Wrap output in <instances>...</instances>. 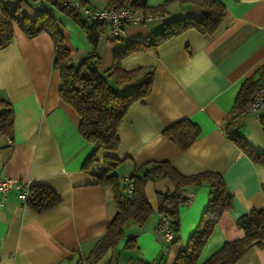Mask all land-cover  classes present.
<instances>
[{
    "label": "crops",
    "instance_id": "0c3cea01",
    "mask_svg": "<svg viewBox=\"0 0 264 264\" xmlns=\"http://www.w3.org/2000/svg\"><path fill=\"white\" fill-rule=\"evenodd\" d=\"M78 1L99 10L114 0ZM164 1L146 0V5L155 7ZM219 1L225 13L212 35L189 29L121 60L125 71H151L152 87L146 99L127 111L117 132L118 149L109 153L121 160L112 174L123 180L146 162H168L184 176L202 172L222 176L231 206L206 240L197 264L223 243L243 236L236 226L240 216L264 209V167L252 162L226 134L233 122V130L252 150L264 152V127L258 116L244 113L232 118L241 85L253 75L256 78L264 63V0ZM5 2L13 6L19 0ZM20 9L31 20L43 11L54 17L74 67L91 52L84 32L49 4L21 0ZM200 15L189 2L175 1L163 14L125 26L119 36L105 30L96 49L99 71H108L115 54L149 39L163 24ZM110 84L124 94L136 83L119 86L110 80ZM59 89L51 37L41 33L29 38L14 27L10 44L0 51V99L13 110L12 140L0 136V180L45 184L59 200L37 213L22 205L16 187L0 192V264H68V257L73 258L69 264H74L105 234L116 212L111 190L96 185L95 178L82 170L94 147L78 134L79 119L62 102ZM181 120L199 129L197 139L184 152L162 134ZM105 154L98 151L96 157L101 161ZM173 190L167 178L148 181L144 194L152 213L140 227L126 224L123 238L94 264H174L207 207L210 188L201 184L182 190L187 203L179 209L175 244L166 243L155 231L160 216L157 194ZM234 264H264V246H252Z\"/></svg>",
    "mask_w": 264,
    "mask_h": 264
},
{
    "label": "trees",
    "instance_id": "16d2710c",
    "mask_svg": "<svg viewBox=\"0 0 264 264\" xmlns=\"http://www.w3.org/2000/svg\"><path fill=\"white\" fill-rule=\"evenodd\" d=\"M23 1V0H22ZM29 2L47 3L58 12L70 18L85 34L91 52L84 61L74 67L64 39L54 17L43 11L35 19L24 16L20 2L9 6L0 2V51L6 48L13 37L14 27H17L27 37L33 38L41 33H47L53 41V68L59 72V97L63 103L70 106L76 113L78 134L94 147L93 154L86 159L82 170L96 180V185L109 188L115 204L116 212L107 224L105 234L99 238L89 253L83 258L77 257L74 264H94L100 257L123 238L126 224L142 226L152 213L145 194L144 186L148 181L167 178L174 184L171 193L157 194V213L168 218L170 229L174 234L172 244L179 241V209L187 203L182 196L186 187L207 184L210 188V198L200 221L189 237L186 245L178 252L174 264H197L200 251L208 237L212 234L221 215L231 206V195L226 189L221 175L214 172H202L190 176L179 174L168 162H146L135 167L125 180L112 174L121 160L109 153L115 152L119 146L118 129L129 108L136 102H142L151 92L152 72L142 69L125 71L121 68V60L132 53L154 49L163 41L177 36L186 30L193 29L200 35H212L219 27L225 7L219 0H165L163 3L149 7L146 0H114L109 1L108 8L118 10L129 7L134 12L146 17L163 14L168 4L189 2L200 10L198 19L183 18L169 21L160 31L143 42H133L115 54L113 64L104 73L98 69L96 49L102 33L104 22L86 16L77 11L76 7L65 3V0H26ZM78 1V0H77ZM80 6H85L78 1ZM254 76V75H253ZM250 77L244 81L233 103V117L244 114L246 105L250 102L255 90L264 83V63H262L256 78ZM110 80L119 86L135 82V86L124 94L118 93L110 84ZM0 136H13V110L9 103L0 99ZM264 127V115L258 117ZM233 122L228 124L226 134L252 162L264 167V152L252 150L245 140L233 130ZM162 134L182 152L186 151L197 139L199 129L181 120L163 130ZM98 151L106 154L99 161ZM131 190L126 194L127 186ZM264 192V185L261 186ZM27 199L24 206L41 213L54 206L59 198L45 184L29 185L26 188ZM236 226L243 231L239 239L227 241L201 264H234L249 248L254 245L264 246V209L251 210L236 220ZM128 241L126 246H130ZM73 258L68 257V264Z\"/></svg>",
    "mask_w": 264,
    "mask_h": 264
},
{
    "label": "built area",
    "instance_id": "2783aa9c",
    "mask_svg": "<svg viewBox=\"0 0 264 264\" xmlns=\"http://www.w3.org/2000/svg\"><path fill=\"white\" fill-rule=\"evenodd\" d=\"M0 2L3 3L4 0H0ZM65 3L76 7L78 12L86 16H90L104 22L105 30L112 36H119L125 26L142 24L148 18L140 13L134 12L133 9L129 7L122 10L112 7L92 10L86 6H80L77 0H65ZM262 110H264V83H262L255 90L250 102L246 105L244 112L254 114L259 117V113ZM27 186H29V184L13 179L0 180V192H6L10 188L16 187L19 190L17 197L22 205L27 199ZM130 190L131 184H128L126 194H128ZM155 231L166 243L172 242L174 234L170 229L167 216H159V221L156 225Z\"/></svg>",
    "mask_w": 264,
    "mask_h": 264
}]
</instances>
